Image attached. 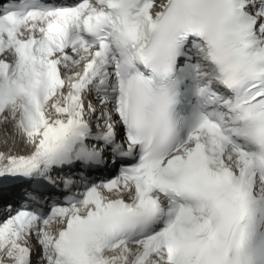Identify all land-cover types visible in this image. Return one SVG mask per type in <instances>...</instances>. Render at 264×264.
<instances>
[{"label":"snow or ice","instance_id":"obj_1","mask_svg":"<svg viewBox=\"0 0 264 264\" xmlns=\"http://www.w3.org/2000/svg\"><path fill=\"white\" fill-rule=\"evenodd\" d=\"M9 124L0 264H264V0L0 3Z\"/></svg>","mask_w":264,"mask_h":264},{"label":"bare ground","instance_id":"obj_2","mask_svg":"<svg viewBox=\"0 0 264 264\" xmlns=\"http://www.w3.org/2000/svg\"><path fill=\"white\" fill-rule=\"evenodd\" d=\"M12 126L9 124L7 126L0 125V152L6 155H25L28 154L31 149H25L18 140L9 139L7 144H3V139L11 133ZM6 163V161H4Z\"/></svg>","mask_w":264,"mask_h":264}]
</instances>
